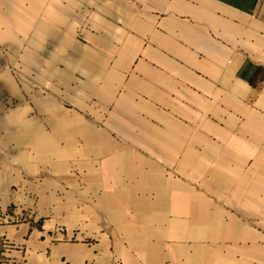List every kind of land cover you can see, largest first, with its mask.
Here are the masks:
<instances>
[{
    "label": "crops",
    "instance_id": "0c3cea01",
    "mask_svg": "<svg viewBox=\"0 0 264 264\" xmlns=\"http://www.w3.org/2000/svg\"><path fill=\"white\" fill-rule=\"evenodd\" d=\"M261 225L264 0H0V264H229Z\"/></svg>",
    "mask_w": 264,
    "mask_h": 264
},
{
    "label": "rangeland",
    "instance_id": "374dc122",
    "mask_svg": "<svg viewBox=\"0 0 264 264\" xmlns=\"http://www.w3.org/2000/svg\"><path fill=\"white\" fill-rule=\"evenodd\" d=\"M27 215V214H26ZM254 223H250V226L252 227ZM262 226V236L263 238L260 237V240H263V242L261 243V246L260 248L262 249V252H264V225H261ZM254 252H252V257H255L258 255L257 253V247H254ZM251 255V254H250ZM236 257V256H235ZM250 258L249 260H246V259H242L241 257H237L235 259H229V264H264V256L261 257V258Z\"/></svg>",
    "mask_w": 264,
    "mask_h": 264
}]
</instances>
